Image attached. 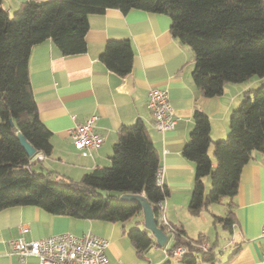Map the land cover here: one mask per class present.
I'll list each match as a JSON object with an SVG mask.
<instances>
[{"label":"trees","instance_id":"16d2710c","mask_svg":"<svg viewBox=\"0 0 264 264\" xmlns=\"http://www.w3.org/2000/svg\"><path fill=\"white\" fill-rule=\"evenodd\" d=\"M108 9L123 13L141 10L167 15L171 33L194 56L192 78L206 97L220 96L226 84L264 78V0H48L25 3L11 18L0 0V211L17 206H35L55 216L124 224L135 217L142 222L144 197L153 207L169 195L160 185V160L144 121L122 126L111 162L86 173L80 182L56 180L52 172L34 171L31 158L22 148L21 134L36 150L50 156L52 133L40 120L29 77V58L34 45L51 40L64 56L87 51L89 19ZM107 69L121 77L133 67L134 49L129 40L107 42L100 56ZM194 127L182 155L194 164L195 178L188 211L199 215L210 205L222 204L227 217L214 216L232 233L236 223L233 198L240 175L252 154L264 153V84L247 91L230 116L225 139L212 141L209 116L194 111ZM214 145L215 164L209 155ZM209 179L207 190L205 180ZM56 180V181H55ZM174 245L187 249L181 264H216L214 247H198L207 236H187L173 227ZM137 256L142 259L152 247H160L146 229L126 232ZM166 257V256H165ZM161 264H173L166 257ZM178 261V260H177Z\"/></svg>","mask_w":264,"mask_h":264},{"label":"crops","instance_id":"0c3cea01","mask_svg":"<svg viewBox=\"0 0 264 264\" xmlns=\"http://www.w3.org/2000/svg\"><path fill=\"white\" fill-rule=\"evenodd\" d=\"M30 1L48 0H2V5L12 17ZM114 40H129L134 49L132 71L125 77L107 69L100 60L107 42ZM86 43L87 51L74 56H64L51 40L31 49L30 86L40 120L52 133L53 152L30 167L38 173L52 172L56 180L76 184L96 167L110 164L122 126L142 120L159 156V184L169 189L165 199L166 220L172 227H182L191 239L204 234L208 238L206 244L216 252L218 241L212 245L211 228L218 224H214V216L227 217L228 200L213 204L222 205L225 216L215 213L212 205L199 215L189 213L195 167L182 155V150L190 140L196 109L209 116L212 141L225 139L230 131L231 113L240 105L244 93L261 87L264 78L229 83L222 95L206 97L192 78L194 56L191 49L174 38L171 19L163 14L108 9L103 15L90 17ZM153 88L168 92L177 118L173 130L162 132L155 127L147 105L149 90ZM92 114L98 116L96 131L104 137V143L90 156H83L75 148L70 131L75 122H84ZM209 155L211 159L214 156L213 143ZM212 161L215 164V157ZM205 182L208 190L207 179ZM233 204L236 223L232 233L223 228L222 233H227L229 241L221 254L216 252V264H260L264 254V153L255 151L243 167ZM204 211H208L211 218L203 214ZM141 219L136 225L146 229L144 214ZM157 225L163 229L158 222ZM125 226L55 216L35 206L7 208L0 211V264H37L35 257L21 262L17 256L10 255V243L19 238L32 241L67 232L106 238L110 244L107 249L110 264H161L166 261L164 249L171 248L170 242L175 243L168 230L163 229L168 236L166 244L152 247L139 259Z\"/></svg>","mask_w":264,"mask_h":264},{"label":"built area","instance_id":"2783aa9c","mask_svg":"<svg viewBox=\"0 0 264 264\" xmlns=\"http://www.w3.org/2000/svg\"><path fill=\"white\" fill-rule=\"evenodd\" d=\"M148 108L154 119L155 127L162 132L173 130L177 123L173 108L169 101L167 90L153 88L149 90L147 99ZM98 116L90 115L84 122H75L70 131L75 148L83 155L90 156L104 143V137L96 131ZM45 155L36 153L31 158V163L43 161ZM161 174L159 171L158 182ZM160 210L159 223L174 237V229L165 218V200L157 205ZM264 237V224L262 226ZM109 241L95 234L76 235L70 232L54 235L38 240L26 241L19 238L10 243V255H15L21 262L28 257H35L37 264H110L107 249ZM203 251L210 248L206 243L198 245ZM166 257L182 260L187 254V249L179 246L170 253L164 249ZM124 264V263H121ZM260 264H264V254Z\"/></svg>","mask_w":264,"mask_h":264},{"label":"water","instance_id":"95a60500","mask_svg":"<svg viewBox=\"0 0 264 264\" xmlns=\"http://www.w3.org/2000/svg\"><path fill=\"white\" fill-rule=\"evenodd\" d=\"M18 140L22 146V148L26 151L27 155L30 158H33L36 155V150L28 143V141L20 134L18 136ZM127 199H137L142 203L143 206V214L145 218V228L150 231L152 235L156 238L157 244L163 247L167 241V234L158 227L157 220L154 214V210L152 209L151 204L144 197H135V196H126Z\"/></svg>","mask_w":264,"mask_h":264},{"label":"rangeland","instance_id":"374dc122","mask_svg":"<svg viewBox=\"0 0 264 264\" xmlns=\"http://www.w3.org/2000/svg\"><path fill=\"white\" fill-rule=\"evenodd\" d=\"M11 18H13V16ZM255 79L257 80L259 78L255 77ZM212 159L214 160V156L213 155H212ZM207 182H208V191H209L210 182H209L208 179H207ZM211 208H213L215 213L219 212V213H221V215L225 216V214H224L225 209H224V207L222 205H212ZM203 214H206L207 216H209V218H211L210 213L208 211H204ZM139 220H140L139 217H135V218L131 219L130 221H128L127 223L124 224V226L126 225L125 229L127 231H129L130 229H133V228L141 229L140 225H136ZM222 232H223V224H221V223H218L216 228L214 226H212V228H211V235L210 236H211L212 245L214 244V242H216V240L218 241V246L215 249H216V252H218L219 254H221V252L223 251L222 248L229 241L227 233L223 234ZM168 245H169V247H172L174 245V243L170 242ZM159 250L162 251L163 248H159ZM157 252H160V251H157ZM173 264H179V263L176 260H173Z\"/></svg>","mask_w":264,"mask_h":264}]
</instances>
